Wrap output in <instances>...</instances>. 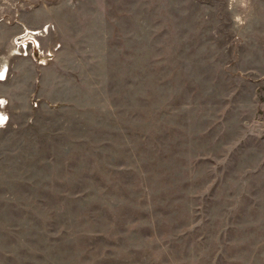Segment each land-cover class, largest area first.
I'll list each match as a JSON object with an SVG mask.
<instances>
[{
    "label": "rangeland",
    "instance_id": "obj_1",
    "mask_svg": "<svg viewBox=\"0 0 264 264\" xmlns=\"http://www.w3.org/2000/svg\"><path fill=\"white\" fill-rule=\"evenodd\" d=\"M0 66V264H264V0H0Z\"/></svg>",
    "mask_w": 264,
    "mask_h": 264
},
{
    "label": "built area",
    "instance_id": "obj_2",
    "mask_svg": "<svg viewBox=\"0 0 264 264\" xmlns=\"http://www.w3.org/2000/svg\"><path fill=\"white\" fill-rule=\"evenodd\" d=\"M49 28L50 27H47L46 25L39 31L38 30L30 31L33 33L38 32V35L32 34L30 37L27 36L28 35L27 30H24L23 33L15 36L12 40V45L14 49L13 53L21 57H28L30 55L36 59L38 64L40 65L46 64V61L50 60L53 54L51 51H43L42 49H40V44L36 36H39V35L42 36L43 34H47L49 31ZM1 67L2 66H0V68ZM0 114H3V113L0 112ZM7 123H8V118L5 115L0 120V129H3L4 127H6Z\"/></svg>",
    "mask_w": 264,
    "mask_h": 264
},
{
    "label": "bare ground",
    "instance_id": "obj_3",
    "mask_svg": "<svg viewBox=\"0 0 264 264\" xmlns=\"http://www.w3.org/2000/svg\"><path fill=\"white\" fill-rule=\"evenodd\" d=\"M48 27V26H47ZM43 32V31H42ZM31 33H33V32H31ZM35 33H38V32H35ZM28 36V35H27Z\"/></svg>",
    "mask_w": 264,
    "mask_h": 264
}]
</instances>
